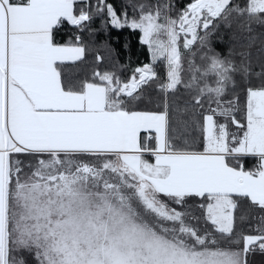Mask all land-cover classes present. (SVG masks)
<instances>
[{
	"label": "snow or ice",
	"instance_id": "snow-or-ice-1",
	"mask_svg": "<svg viewBox=\"0 0 264 264\" xmlns=\"http://www.w3.org/2000/svg\"><path fill=\"white\" fill-rule=\"evenodd\" d=\"M0 264H264V0H0Z\"/></svg>",
	"mask_w": 264,
	"mask_h": 264
},
{
	"label": "trees",
	"instance_id": "trees-1",
	"mask_svg": "<svg viewBox=\"0 0 264 264\" xmlns=\"http://www.w3.org/2000/svg\"><path fill=\"white\" fill-rule=\"evenodd\" d=\"M125 38L129 39L132 44H133V60L135 61L136 59V55H137V51H136V48H135V37H130L128 36V34L125 32V33H121L119 34V42L117 43V40H116V34L114 33L113 34V44L114 46H116L117 48H121L124 41H125ZM123 59V56L121 57ZM140 59L142 60L143 57L141 56ZM260 257H257V261L259 262L260 261Z\"/></svg>",
	"mask_w": 264,
	"mask_h": 264
},
{
	"label": "rangeland",
	"instance_id": "rangeland-1",
	"mask_svg": "<svg viewBox=\"0 0 264 264\" xmlns=\"http://www.w3.org/2000/svg\"><path fill=\"white\" fill-rule=\"evenodd\" d=\"M117 3H118V0H117Z\"/></svg>",
	"mask_w": 264,
	"mask_h": 264
}]
</instances>
